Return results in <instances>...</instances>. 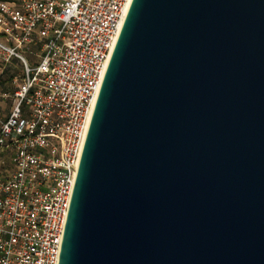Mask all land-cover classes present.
Segmentation results:
<instances>
[{
  "label": "water",
  "instance_id": "obj_1",
  "mask_svg": "<svg viewBox=\"0 0 264 264\" xmlns=\"http://www.w3.org/2000/svg\"><path fill=\"white\" fill-rule=\"evenodd\" d=\"M58 264H264V0H132Z\"/></svg>",
  "mask_w": 264,
  "mask_h": 264
},
{
  "label": "built area",
  "instance_id": "obj_2",
  "mask_svg": "<svg viewBox=\"0 0 264 264\" xmlns=\"http://www.w3.org/2000/svg\"><path fill=\"white\" fill-rule=\"evenodd\" d=\"M132 0H0V264H58L81 152ZM19 79V81H17Z\"/></svg>",
  "mask_w": 264,
  "mask_h": 264
},
{
  "label": "rangeland",
  "instance_id": "obj_3",
  "mask_svg": "<svg viewBox=\"0 0 264 264\" xmlns=\"http://www.w3.org/2000/svg\"><path fill=\"white\" fill-rule=\"evenodd\" d=\"M11 69V72H7L6 70ZM12 72H15V74L19 75L20 73L23 72L22 69V63L21 61H18L16 59L12 60L11 62H9L5 68H3L0 65V82H1V88L5 89V88H12L13 84L11 82V74ZM19 81V79L17 80ZM9 101H2L0 102V110L4 111V113L7 112L8 106H9Z\"/></svg>",
  "mask_w": 264,
  "mask_h": 264
},
{
  "label": "trees",
  "instance_id": "obj_4",
  "mask_svg": "<svg viewBox=\"0 0 264 264\" xmlns=\"http://www.w3.org/2000/svg\"><path fill=\"white\" fill-rule=\"evenodd\" d=\"M6 71H7V72H11V69H8V68H7ZM15 75H16L15 72H12V74H11V81H12V79H13V77H14ZM0 84H1V82H0Z\"/></svg>",
  "mask_w": 264,
  "mask_h": 264
},
{
  "label": "crops",
  "instance_id": "obj_5",
  "mask_svg": "<svg viewBox=\"0 0 264 264\" xmlns=\"http://www.w3.org/2000/svg\"><path fill=\"white\" fill-rule=\"evenodd\" d=\"M7 111H8V109H7Z\"/></svg>",
  "mask_w": 264,
  "mask_h": 264
}]
</instances>
